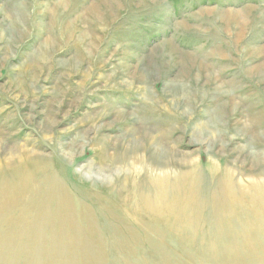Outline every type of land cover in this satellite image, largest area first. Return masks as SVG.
I'll return each mask as SVG.
<instances>
[{"label": "rangeland", "instance_id": "obj_1", "mask_svg": "<svg viewBox=\"0 0 264 264\" xmlns=\"http://www.w3.org/2000/svg\"><path fill=\"white\" fill-rule=\"evenodd\" d=\"M262 135L264 0H0L1 146L49 157L95 222L104 264L264 261L216 237L208 204L188 221L175 207L176 230L137 204L141 183L173 182L186 159L205 178L229 168L237 183L259 182ZM152 195L168 197L162 185Z\"/></svg>", "mask_w": 264, "mask_h": 264}, {"label": "bare ground", "instance_id": "obj_2", "mask_svg": "<svg viewBox=\"0 0 264 264\" xmlns=\"http://www.w3.org/2000/svg\"><path fill=\"white\" fill-rule=\"evenodd\" d=\"M244 130L248 131L246 128ZM245 131L243 134L247 135ZM144 133L152 140L157 137L149 129ZM195 141L201 143L202 140ZM1 144L3 142H0V152L6 154L0 162V263L18 264L19 261H13L12 257L19 259L25 256L28 264H104L101 257L102 238L97 234L95 222L88 219L90 215L86 210H83V215L77 213L73 203L75 198L56 179L49 157L23 146L15 150L5 149ZM59 145L62 151H75L80 146L74 142ZM152 155L154 164L165 161L158 152ZM194 161H182V168L190 169V172L173 177V182L165 177L164 181L150 179L145 184L141 183V188L146 189L137 202L139 211L148 212L152 220L164 215L167 219L165 223H169L167 227L176 230L181 222L189 218L191 220L193 216L202 219V208L208 204L216 237L219 240L236 238L242 241L240 247L231 244L230 251L238 255L249 252L251 257L264 258V243L260 241L264 239V161L261 162L262 171H259L256 178L259 182H249L246 186L235 182L237 179L233 180V171L229 168L223 171L218 169L209 178H205L199 162ZM161 185L163 193L168 195L167 199L152 195ZM210 191L209 198L202 200ZM170 197L172 202L169 201ZM175 207L188 209L187 214L180 216L188 215L184 221L175 217ZM169 214L174 217L170 219L167 217ZM82 223H86V226L82 227ZM114 234L120 235L117 230H114ZM96 235L101 239L95 243ZM258 263L264 264V261Z\"/></svg>", "mask_w": 264, "mask_h": 264}]
</instances>
